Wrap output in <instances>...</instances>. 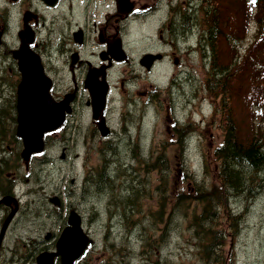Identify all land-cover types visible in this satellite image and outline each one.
<instances>
[{
  "label": "trees",
  "instance_id": "1",
  "mask_svg": "<svg viewBox=\"0 0 264 264\" xmlns=\"http://www.w3.org/2000/svg\"><path fill=\"white\" fill-rule=\"evenodd\" d=\"M206 1V23L202 24L208 28L204 39L211 58L206 63L205 87L215 100L212 101L213 112L222 113L220 126L224 129L221 142L212 151L215 160L212 171L209 173L206 169V173L201 174L188 169L184 161L182 187L173 191L169 154L164 151L154 154L151 149L149 154L144 152L135 159L141 165H132L118 158V146L109 143L101 149L99 164L91 169L81 185L84 194L105 193L110 224L116 217L117 223L121 222L128 232L138 230L141 245L137 246L136 253L148 264L179 262L162 249L174 231L182 232L185 252L191 253L193 264H237L234 252L227 250L226 244L229 236L232 237V229H237L242 213L232 210L231 200L251 199L264 187V0H253L254 4L248 0H233L234 5L244 11L241 19H250L253 23L255 35L244 55L239 37L243 30L235 26L230 3L221 0L222 8L215 5L211 9L212 0ZM5 92L1 88L0 99ZM239 95H244V99H239ZM240 103L248 114L246 124L238 115ZM7 107L0 102V196L7 195L11 187L6 175L13 166L9 161L17 163L21 159L16 123L12 118L5 119L3 114ZM176 124L182 125L177 127L180 135L176 143L183 148L189 142L183 133L185 126L181 122ZM140 168L144 173L159 171L160 182L156 188L160 197L156 209L149 207L150 184ZM109 233L107 230L106 236ZM27 239L22 242L23 252L20 244L12 248L11 263L26 264L35 260L40 247L32 237ZM128 249L131 250L116 246L113 255Z\"/></svg>",
  "mask_w": 264,
  "mask_h": 264
},
{
  "label": "flooded vegetation",
  "instance_id": "2",
  "mask_svg": "<svg viewBox=\"0 0 264 264\" xmlns=\"http://www.w3.org/2000/svg\"><path fill=\"white\" fill-rule=\"evenodd\" d=\"M206 9H202L201 0H0V90L6 91L0 102L14 109L3 110L5 119L12 118L17 124V89L23 72L14 50L25 47L39 57L43 72L50 77L49 91L55 100L70 99L64 123L45 134L46 142L49 136L76 138L80 134H74L78 128H82L81 135L86 141L100 139L107 145L116 143L120 137L131 138L130 125L136 117L139 96L140 101L150 100L155 88L171 89L181 74L192 73L190 66L184 67L183 57L195 60V55L197 58L200 55L207 70L211 50L204 39L208 30L202 24L205 15L201 16ZM146 54L152 55L149 65L142 61ZM168 63L171 72L165 74V84L154 82L153 86L150 82L149 86L140 87L144 84L140 78L148 76L151 80L153 73ZM89 73L91 80L87 82ZM93 86L101 91L106 88V104L96 112L91 95ZM148 100L143 105L149 104ZM84 116L89 118L86 126H82ZM19 140L22 149L23 142ZM66 149L65 145L61 148L63 157ZM38 156L39 153L33 154L23 163L22 158L17 163L9 161L13 166L6 171L11 181L8 194L14 198L9 204L0 203L1 223L15 207L16 211L7 233L19 224L25 202L30 201L18 187L21 168L23 165L31 168ZM52 159L51 156L46 161ZM87 167L84 165L83 181L91 171ZM52 193L45 192L43 196L50 201L53 195H58L59 208L63 205L62 192L52 190ZM32 238L41 248L42 240ZM54 245L55 242L53 246L44 243L42 249H53ZM6 254L5 246H1L0 264H7Z\"/></svg>",
  "mask_w": 264,
  "mask_h": 264
},
{
  "label": "rangeland",
  "instance_id": "3",
  "mask_svg": "<svg viewBox=\"0 0 264 264\" xmlns=\"http://www.w3.org/2000/svg\"><path fill=\"white\" fill-rule=\"evenodd\" d=\"M227 1L230 3L231 12H234L235 26H240L243 30L239 37L242 40L241 54L244 55L255 35L253 23L250 19H241L244 11L240 9L241 7L234 5L235 1ZM248 2L254 4L253 0H248ZM207 5L206 0H201L202 9ZM210 5L211 9L215 5L222 8L223 2L212 0ZM203 15H205L204 22L206 23V11L201 12L202 17ZM195 58V60H188L183 57V60L186 59L184 67L189 68L190 66L192 73L181 74L178 83H175L171 89L155 88L149 97V99L152 97L150 100L143 98L140 101L138 95L136 117L130 125L131 138L129 136L120 137L115 143L118 146L116 153L118 158H123L124 162L127 161L126 163H132V165H141V162H136L135 159L144 152L149 154L151 149L154 154L161 151L169 154L172 157L170 169L173 191L182 187L184 161L188 169L201 174L206 169L209 173L210 170L212 171L215 165L212 151L223 137L224 129L220 126L222 113L221 111L214 113L212 110V101L215 102V100L205 87L207 72L200 55L198 58L195 55ZM126 66L130 65H123L121 68L124 69ZM170 72L171 65L168 63L167 67H161L160 71L154 72L150 77L151 80L148 76L140 78V82L144 83L140 87L149 86L150 82L153 86L158 82L165 84V74ZM250 81L253 83L255 79L252 78ZM243 97L244 95H241L239 99H244ZM144 100H148L149 104L143 105ZM237 110L239 117L246 124L248 114H245L241 103ZM179 122L185 126L183 133L189 140L183 148L176 143L179 139L177 127H182L176 124ZM88 123L89 118L84 116L82 126ZM81 132L82 128L76 129L74 134H80L68 140L60 136L47 137V153H39L34 163L30 164L31 168L22 166L20 173L22 178L19 180L22 185L20 190H23L30 201L25 202V212L19 224L6 234L3 244L7 250V258L12 257V248L18 244L21 247L23 239L28 240L29 236L42 240L40 249L43 248L44 243L53 246L66 223L69 208L77 207L83 215L85 228L94 238V243L76 264H148L136 253L137 246L141 245L138 241V230L128 232L124 225H120L121 222L117 223L116 217L110 224V218L106 212L108 198L105 193L84 194V191L82 192L79 188V192L74 195L73 192L82 185L84 165L88 166V170L97 166L100 161V150L105 146L100 139L93 142L92 140L86 141L82 138ZM189 133H194L190 136L191 138ZM137 141L140 145L136 143ZM64 145L67 149L65 157L62 158L61 148ZM137 153L139 156H136ZM51 156L53 159L47 162L46 160ZM140 171L144 177L148 178L150 184L151 191H149L152 193V198L148 201L149 207L156 209L159 206L160 197L159 188H156L160 182L159 171L144 173L142 168ZM260 189L251 199L233 198L231 200L232 210L242 213L238 217L237 229H232V237L229 236L226 244L227 250L230 248L234 252L237 264H264V187ZM52 190L62 192L60 196L63 205L59 208L43 196L45 192L53 194ZM229 209L231 210V207ZM107 230L110 231L109 236H106ZM50 232L52 234L47 237ZM109 242L114 245H108ZM120 245L133 249L134 252L128 249L113 255L115 247ZM184 245L182 232L174 231L170 241L163 244L162 249L174 256L179 261L177 264H193L195 260H192L191 253L185 252ZM7 264L17 263L7 261Z\"/></svg>",
  "mask_w": 264,
  "mask_h": 264
},
{
  "label": "water",
  "instance_id": "4",
  "mask_svg": "<svg viewBox=\"0 0 264 264\" xmlns=\"http://www.w3.org/2000/svg\"><path fill=\"white\" fill-rule=\"evenodd\" d=\"M14 56L19 59L23 72L18 94L17 135L22 138L23 148L21 156L28 161L32 154L45 150V133L54 131L65 120L66 111L70 110V99L56 101L50 93V78L43 72L38 56H34L29 49L22 47L14 50ZM152 55L146 54L142 61L150 63ZM91 76L87 78L90 82ZM91 95L94 111L101 110L106 103V88L102 91L93 86ZM97 115V114H95ZM101 127V124H100ZM11 195L0 199L1 202L10 203ZM16 199V198H15ZM51 201L59 204L58 196ZM16 200V205H17ZM16 211V207L6 218L0 232V247L5 236L7 226ZM94 238L84 227L83 218L76 209H71L67 224L60 232L55 248L42 250L36 256L34 264H55L59 257L60 264H76L86 253L88 247L93 244Z\"/></svg>",
  "mask_w": 264,
  "mask_h": 264
}]
</instances>
